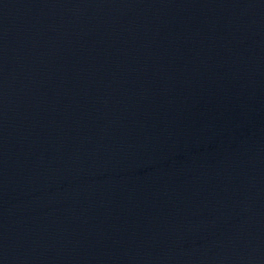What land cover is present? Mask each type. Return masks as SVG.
<instances>
[{
	"label": "water",
	"instance_id": "obj_1",
	"mask_svg": "<svg viewBox=\"0 0 264 264\" xmlns=\"http://www.w3.org/2000/svg\"><path fill=\"white\" fill-rule=\"evenodd\" d=\"M0 264H264V0H0Z\"/></svg>",
	"mask_w": 264,
	"mask_h": 264
}]
</instances>
